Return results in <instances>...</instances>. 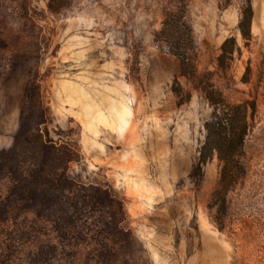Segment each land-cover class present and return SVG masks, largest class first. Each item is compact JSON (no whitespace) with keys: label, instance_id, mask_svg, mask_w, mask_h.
<instances>
[{"label":"rangeland","instance_id":"rangeland-1","mask_svg":"<svg viewBox=\"0 0 264 264\" xmlns=\"http://www.w3.org/2000/svg\"><path fill=\"white\" fill-rule=\"evenodd\" d=\"M251 4L246 38L249 0H0V264H264V0ZM181 9L190 62L157 38ZM211 93L255 105L222 197L219 158L199 162Z\"/></svg>","mask_w":264,"mask_h":264},{"label":"trees","instance_id":"trees-1","mask_svg":"<svg viewBox=\"0 0 264 264\" xmlns=\"http://www.w3.org/2000/svg\"><path fill=\"white\" fill-rule=\"evenodd\" d=\"M253 17L251 0L243 11L240 29L246 38L251 36L250 24ZM159 41L167 44L170 51L184 62H190L194 51L193 32L186 20L185 10L168 11L162 29L157 33ZM228 39L222 45L220 62L225 63L228 55L234 54L229 48ZM234 41V39H233ZM212 104L216 106L215 117L206 122L207 137L200 151V164H204L217 156L221 163L220 189L215 196L222 197L226 189L232 186L244 173L243 156L245 140L250 131V115L255 105L250 103H231L220 94H208Z\"/></svg>","mask_w":264,"mask_h":264}]
</instances>
